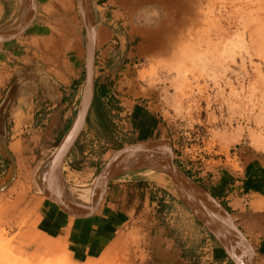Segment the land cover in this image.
<instances>
[{
  "label": "rangeland",
  "instance_id": "rangeland-1",
  "mask_svg": "<svg viewBox=\"0 0 264 264\" xmlns=\"http://www.w3.org/2000/svg\"><path fill=\"white\" fill-rule=\"evenodd\" d=\"M89 4L95 39L98 35L102 38L105 31L107 45L116 47L114 52L121 54L123 47L140 52L129 64V76L136 79L131 87L144 115L130 114L120 107L109 114L108 128H104L103 119L92 106L79 137L83 150L75 149L72 157L67 155L60 175L62 182L92 185L118 151L142 142L162 141L171 146L176 168L216 204L229 208L236 217L264 209L262 192L256 184L264 180V107L260 100L264 77L263 83L254 79L256 67L246 64L241 71L237 59V64L230 66L232 70L225 73L226 78L218 80L219 85L206 80L191 51L185 48L189 38L178 41L181 32L176 25L181 16L174 13L173 0H89ZM261 4L252 9L251 16L264 19V2ZM29 6L26 27L13 39L0 43L1 51L6 50L13 60L10 53L20 48L24 51L17 56L20 64L28 58V44H32L30 56L35 51L37 59L48 61L49 69L60 65L63 81L79 79L81 97L85 31L77 0H34V4L0 0V27L20 14L23 20ZM190 12L186 18L192 16ZM222 24L227 27L225 22ZM187 26L186 32L191 28ZM40 44L45 45L47 58L41 51L36 52ZM96 49L95 42V79ZM15 67L17 62L11 68ZM260 71H264V65ZM4 80L7 84L10 79ZM226 82L232 83L236 94ZM221 89L222 96L218 94ZM79 101L69 113L64 137L76 117ZM231 103L236 107L231 109ZM50 118L45 115L41 120ZM47 126L43 123L40 129ZM239 128L242 132L234 138ZM249 130L263 139L253 141ZM39 152L40 146L17 157L7 153L1 156L3 159L0 157V264H155L151 241L157 226L165 227L183 247L199 249L203 244V252L211 245L221 249L181 201L166 173L124 171L104 187L95 201L93 195L88 197L94 201L90 207L66 210L38 191L37 178L45 164ZM162 170L166 172L165 165ZM88 198L63 202L70 206ZM223 252L231 259L228 252Z\"/></svg>",
  "mask_w": 264,
  "mask_h": 264
},
{
  "label": "crops",
  "instance_id": "crops-1",
  "mask_svg": "<svg viewBox=\"0 0 264 264\" xmlns=\"http://www.w3.org/2000/svg\"><path fill=\"white\" fill-rule=\"evenodd\" d=\"M27 2L34 4V0H27ZM103 35L102 38L99 35L96 38L95 98L98 96L102 102L111 103L112 108L108 109L109 114H115V111L121 110L120 107H122V110L130 114L144 115L138 101H135L136 97L131 87L136 79L129 76V64L135 56H139L140 52H133V48L123 47L122 53L118 54L114 52L116 47L107 45L105 31ZM28 45V58L20 64L16 61L17 56L24 51L15 48L16 50L10 53L13 60H10V56L5 53L6 50L0 49V157H5V150L17 157L28 149L40 146L38 155L39 157L44 155L42 159L46 162L48 156L55 152L60 145L59 142L61 143L64 138L62 134L68 122L69 113L73 112L74 102L80 98L81 84L77 78L63 81L60 73L61 66L55 64L49 69L48 61L37 59L35 51H33L34 56H30V48H33V45ZM39 47L41 49L36 52L41 51L47 58L45 45L40 44ZM14 62H17V67L11 68ZM4 79L10 80L6 84ZM118 101H120L119 104ZM37 110L42 111L39 113ZM45 115L51 116L50 121L43 122ZM43 123H47L48 126L41 130ZM26 141L29 144H26ZM77 141L69 152L70 157L75 149L80 152L83 150L79 146L80 139ZM79 159L80 156H77V160ZM41 160L39 164L42 163ZM256 184L260 187L261 196L264 199V180L261 178ZM89 200L90 198L86 202L72 203L70 206L79 210L85 209L93 203ZM225 209L252 246V264H264V209L251 211L246 217H236L232 210ZM151 243L155 264H235L232 259L225 256L221 246L222 250L211 245V248L207 249L209 254L206 249L203 252V244L199 249L183 247V244L176 242L162 226L156 227V234ZM205 245L207 246V242ZM121 250L125 251V248L122 247Z\"/></svg>",
  "mask_w": 264,
  "mask_h": 264
},
{
  "label": "bare ground",
  "instance_id": "bare-ground-1",
  "mask_svg": "<svg viewBox=\"0 0 264 264\" xmlns=\"http://www.w3.org/2000/svg\"><path fill=\"white\" fill-rule=\"evenodd\" d=\"M173 1L175 2L174 13L181 16V21H179L176 25L178 29H180L179 34L181 32L178 41H180L181 39L183 40L185 37L189 38L188 40L189 43L185 42L186 44L185 48L187 49V51H191L193 61L195 62L196 66L202 70L203 76L207 77L206 80L209 79L210 81H213L215 85L218 84V80L220 81V79H222L223 77L226 78L225 73L226 72L228 73L229 70H232V68L230 69V66H232V64L233 65L237 64V59H240L241 66L240 65L238 66H240L241 71H242V67H244L246 64L247 65L251 64L256 67V73H254L255 75L254 79H257L256 81H260V82L263 81L264 76H262V73L264 71L261 72L260 67L264 65V19L258 15L257 10L254 11V13L258 15L255 16L256 18L251 16L250 13L253 12L252 10L253 8L255 9V7L261 6L262 5L261 3H263L264 0H192V1L173 0ZM80 3L81 5H83L84 2H80ZM187 7H189L190 9L187 10ZM85 8L88 11L87 4H85ZM191 10L193 12L192 16L186 18L185 17L186 14L191 13L190 12ZM263 10L264 9H262V12ZM262 14H264V12ZM182 16H184V18H182ZM15 21L13 20L9 25L2 26L0 28L10 27L12 26V24L13 25L15 24ZM223 22L226 23L227 27L225 28L223 27L222 24ZM189 24L191 25V28L190 30H188V32H186L187 30L186 27H188L187 25ZM168 28H172V27L170 26ZM229 30L230 31L234 30L233 34L230 35L231 32ZM192 32L194 33L191 34ZM211 35H213L214 37H212ZM191 37H192V41H190ZM166 39L169 41L168 38ZM180 45L181 44H179L178 46ZM182 51L186 52L185 50ZM186 54L184 53L183 56ZM188 57L190 56L188 55ZM190 59L192 61V58ZM256 61H258L259 63H257ZM229 62L231 64L227 65ZM244 75H246L247 77V73ZM227 84L230 87L231 92H234L233 94H236L235 88L233 87L232 83L229 82ZM251 87L252 89H255V87L258 86H254V87L251 86ZM259 87H262V85L261 86L259 85ZM262 89H264V87ZM223 93H224L223 89H221V91L218 94L222 96ZM261 95L262 96L260 100L264 107V92ZM250 103L251 102H249V104ZM230 107H232L231 109H233L236 106L235 104H232V106ZM241 132H242L241 128L237 129L233 137L238 138ZM249 132L251 139L253 141H256L263 137L260 134L258 135L255 134L253 131L249 130ZM134 155L129 157L131 159L128 158L129 160H131V162L124 169V171L128 172V174L136 170L141 171L142 169H145V171L149 174H154L156 173V171L164 174L166 173L165 171H163L164 169L162 170V166L163 165L166 166V157L164 155L154 154V153H140L139 155L136 156ZM128 174H126V176H128ZM41 178L42 175L37 178L38 189H39V184L41 182ZM91 187H92L91 184L90 185L86 184L82 186L72 185L68 181L64 180L62 184L60 183V188L58 189V192L61 195L62 201L75 202L78 200H83L88 197H91L94 192L93 188ZM197 190L199 192L198 194L202 196V198H204L205 203L207 204L208 209L212 212V214L215 217L222 218V214L220 209L218 208V205L212 202L210 197L203 190H201L198 187Z\"/></svg>",
  "mask_w": 264,
  "mask_h": 264
},
{
  "label": "water",
  "instance_id": "water-1",
  "mask_svg": "<svg viewBox=\"0 0 264 264\" xmlns=\"http://www.w3.org/2000/svg\"><path fill=\"white\" fill-rule=\"evenodd\" d=\"M80 2H84L83 5H81ZM77 4L81 13L80 17L82 18L85 31V78L82 86V94L80 101L78 102L79 106L76 117L67 135L61 141L52 156L45 162L39 172V177L42 175L41 182L39 184V191H41V194L47 196L66 210L79 209L72 208V206L63 202L61 195L58 192L60 183L62 184L60 177L62 166L87 123L88 116L95 99L94 75L96 39L94 24L89 8V0H77ZM85 4L88 5V11L85 8ZM26 11L27 14L23 20L20 18V14L18 19H15L16 21L14 25L12 24L10 27L0 28V43L13 39L24 30L31 13L30 6ZM5 153L10 155L7 150H5ZM140 153L164 155L166 157V173L171 181L170 184L173 186V189L181 201L209 230V232L220 243L222 248L228 252L230 258L235 264H252L253 249L231 219L228 211L217 204L221 211L222 218L215 217L212 214V212L208 209L204 198L198 194L199 192L197 190V186L176 168L171 146L166 142L147 141L118 151L96 176L91 187L94 190L92 200H96L100 193L104 190V187L124 172V169L131 162V160H129L131 159L129 158L130 156L134 154V156H136ZM212 202L214 201L212 200Z\"/></svg>",
  "mask_w": 264,
  "mask_h": 264
},
{
  "label": "trees",
  "instance_id": "trees-1",
  "mask_svg": "<svg viewBox=\"0 0 264 264\" xmlns=\"http://www.w3.org/2000/svg\"><path fill=\"white\" fill-rule=\"evenodd\" d=\"M94 105H93V109L96 111V113L98 114V116H100L103 121L104 124H101L102 127L104 128H108V119H109V108H112L111 103H104L102 102V100L100 99V97L96 96L95 100L93 101ZM6 163V162H4Z\"/></svg>",
  "mask_w": 264,
  "mask_h": 264
}]
</instances>
